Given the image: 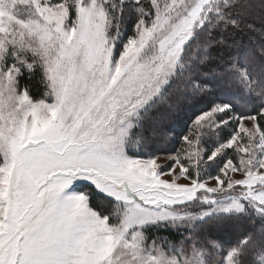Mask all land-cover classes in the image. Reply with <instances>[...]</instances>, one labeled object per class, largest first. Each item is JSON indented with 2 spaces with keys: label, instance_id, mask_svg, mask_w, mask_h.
<instances>
[{
  "label": "snow or ice",
  "instance_id": "snow-or-ice-1",
  "mask_svg": "<svg viewBox=\"0 0 264 264\" xmlns=\"http://www.w3.org/2000/svg\"><path fill=\"white\" fill-rule=\"evenodd\" d=\"M0 264H264V0H0Z\"/></svg>",
  "mask_w": 264,
  "mask_h": 264
},
{
  "label": "trees",
  "instance_id": "trees-1",
  "mask_svg": "<svg viewBox=\"0 0 264 264\" xmlns=\"http://www.w3.org/2000/svg\"><path fill=\"white\" fill-rule=\"evenodd\" d=\"M40 92H42V87L34 84V87H33L34 95H38ZM182 128H183V124L181 122H177L174 125V131L173 132H168V133H166L165 136L158 138L157 144L155 146L157 154L170 152L171 149L174 146H176V141L174 140V135H175V133L179 132ZM165 144H167V146Z\"/></svg>",
  "mask_w": 264,
  "mask_h": 264
},
{
  "label": "rangeland",
  "instance_id": "rangeland-1",
  "mask_svg": "<svg viewBox=\"0 0 264 264\" xmlns=\"http://www.w3.org/2000/svg\"><path fill=\"white\" fill-rule=\"evenodd\" d=\"M165 145L167 146V144H165ZM168 153L169 152L157 154V155H159L161 157V159L158 162L165 166V170H167V167H166L167 166V159H166V157H167ZM181 182H183V180H181Z\"/></svg>",
  "mask_w": 264,
  "mask_h": 264
}]
</instances>
